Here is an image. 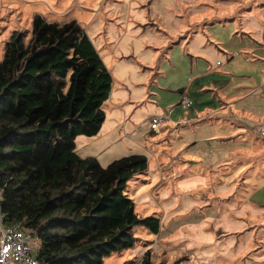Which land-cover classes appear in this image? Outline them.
<instances>
[{
    "label": "rangeland",
    "instance_id": "rangeland-1",
    "mask_svg": "<svg viewBox=\"0 0 264 264\" xmlns=\"http://www.w3.org/2000/svg\"><path fill=\"white\" fill-rule=\"evenodd\" d=\"M238 7L243 9L236 13ZM130 9H135L131 21ZM38 12L50 20L76 18L102 54L119 94L124 99L131 95L137 102L135 107L132 103L123 107L124 114L123 108H113L119 104L116 98L108 99L99 139L117 128L121 142L112 152L116 158L135 152L148 155L146 172L129 180L127 194L138 214L159 218L161 228L156 234L144 226L135 227L134 245L106 255L105 264H144L147 252L152 264H235L236 257L219 246L228 238L220 227L231 228L230 214L233 219L241 217L243 204L230 197L243 175L252 166L264 168L260 160L264 136L258 131L260 121L264 122V0H0V59L11 35L28 32ZM205 21L209 23L189 35L185 48L207 59L211 67L190 82L184 94L192 103L184 107L179 104L183 95L149 87L146 66H156L160 53L155 48L168 41L161 27L173 35ZM207 108L216 112L214 118L225 117L250 128L238 135L241 129L231 124H192ZM150 115L169 117L158 134L150 135ZM179 120L187 125H176ZM124 122L127 131L133 127L129 131L133 135L123 132ZM216 133L236 137L218 140ZM92 137L79 135V151L81 139ZM135 144L140 149L131 151ZM245 157L253 159L248 162ZM215 160L230 165L221 174H210V165L220 170ZM196 177H205L206 184H194ZM219 185L234 187L226 191ZM252 185L245 184L239 191H249ZM244 205L246 219L261 221L256 205L264 207V187L255 188ZM244 256L250 259L252 253Z\"/></svg>",
    "mask_w": 264,
    "mask_h": 264
},
{
    "label": "trees",
    "instance_id": "trees-1",
    "mask_svg": "<svg viewBox=\"0 0 264 264\" xmlns=\"http://www.w3.org/2000/svg\"><path fill=\"white\" fill-rule=\"evenodd\" d=\"M113 83L76 18L50 20L38 12L28 32H14L6 43L0 59L1 204L7 223L22 222L38 240L40 264H105L106 255L134 245L135 227L160 232V219L140 216L127 194L129 180L148 168L146 154L104 166L77 152L79 135L99 133ZM143 260L152 264L150 252Z\"/></svg>",
    "mask_w": 264,
    "mask_h": 264
},
{
    "label": "crops",
    "instance_id": "crops-1",
    "mask_svg": "<svg viewBox=\"0 0 264 264\" xmlns=\"http://www.w3.org/2000/svg\"><path fill=\"white\" fill-rule=\"evenodd\" d=\"M242 9L243 8L238 7L236 10V13L238 11L241 12ZM129 12H130L129 20L131 21L132 18L135 16V15H132V12H135V9H130ZM232 17L226 18V19H232ZM123 22L124 21H121V23ZM207 23L209 22L205 21L203 22V24H194V26L191 29H188V31L181 30V32L175 33L173 35H168V36L164 35L168 39L166 45L161 44V48H155V50H157L158 53H160V56L158 58L159 60L156 63V66H153V67L146 66L149 69L148 73L150 75V86L149 87H152L155 90H161V91L169 90V91L178 93L179 96H181L186 92L188 85L197 75L209 71L211 65L207 59H205L204 57L193 55L191 52L187 51L185 48L189 35L195 32L196 33L199 32V30L202 29L205 25H207ZM176 37L177 38L179 37V39L175 40ZM170 39L172 40V42H170L171 41ZM173 40H175V42H173ZM171 43H173V45L168 48L169 44ZM115 82L117 81L114 78V83ZM114 83H113V90H112V93L109 99L113 100L114 98H116L119 101V104L114 105L113 108L117 107L122 110V108L126 107L128 103H132L133 107H135V104L137 102L132 101L133 99L131 98V95L127 96V98L124 99L117 91L118 87L114 85ZM182 91H184V93ZM220 102L222 106H226V104H224L222 101ZM128 106L130 107V105ZM206 110L207 112L200 113L199 115H197L196 118L194 117L192 119L193 120L192 124L196 125L201 122H212L214 124L217 123V125H220V126H227V124H231L232 126H235L238 130L241 129L240 131H238V135L244 134V132L250 128L248 124L235 123L225 117L223 118L221 116L220 117L218 116L217 118H214V113L216 112L213 110H209L208 108ZM123 111L125 112L124 114H126V111L124 108H123ZM117 113L119 115V111H117ZM120 117H121V111H120ZM150 117L151 115L149 116V119ZM106 118H107V114H106ZM262 123L264 122L260 121L258 131L261 136H264L260 132V126ZM166 124L167 123H164L161 126V128L165 126ZM192 124L190 126H192ZM176 125L186 126L187 123L186 121L183 120L182 123L176 124ZM104 126L105 125L103 123L99 133L94 135L92 138L81 139L83 148H82V151H79V148L77 147V152L82 157L96 156L101 162V164L106 166L112 160L116 159V156L112 154V152L115 147L118 148L119 146L118 144L121 142V139H119L121 135L118 134L117 132L118 129L116 128L112 132L108 131V133H106L103 138L99 139L101 136L100 134H102L103 132ZM125 128L127 129L126 122H124L123 124V132L124 130L127 131ZM161 128L156 131L151 127L150 135H155V134L160 133ZM132 129L133 127L130 128L129 131L131 132ZM129 131L125 133L129 134L130 133ZM214 135H216L215 137L218 140H226V139H231L232 137H236V136H233V134L231 133L229 134L223 133L222 135H219L216 133ZM136 136L138 139H141L140 137L142 135L137 134ZM78 138L79 136L76 139L77 142H78ZM97 139L98 141L95 142L94 147L91 148L90 145L93 143V141ZM211 139L214 140L215 139L214 136ZM256 140H259V137H256ZM261 141H262V144L264 145V138ZM212 142H215V141H212ZM129 149L131 151L139 150L140 146L138 144H135L129 147ZM135 153H139V152H135ZM103 157L105 158V160H102ZM261 157L262 158L260 160L263 162L264 161V151ZM245 159L249 162L253 159V157H245ZM220 162L221 161L215 160V164L217 165L220 164L219 165L220 168H225L230 165V163H225L223 165ZM209 168H210L209 169L210 174H212V172L215 171L213 169V165H210ZM233 168H236V167L233 166ZM161 171L164 172L162 168H161ZM227 176L230 177V173ZM211 179H212V176H211ZM205 180H206L205 177H196L192 182L194 184H198V183L206 184ZM242 180H243L242 183L237 185V191H235L233 195L230 197V200L235 201L236 204H239V203L243 204V208L241 209V217H237V218L234 217L233 219V218H230L231 214L229 215V219L231 220V228L225 229L224 227H220L222 230V233L226 234L228 238L225 239L224 242L221 241L219 243V246L223 248L222 249L223 252H226L229 255L236 257L235 264H264V222H263L264 221V207L256 205L257 209L261 212V215L263 216V217L261 216L262 218L261 221L249 220L248 218L246 219L245 218L246 210H244L245 209L244 204L248 203L249 195H251L254 192V189L264 187V168L261 169L258 166L250 167L248 171L246 172V174L243 175ZM244 181H246L245 184H247V186L248 185L251 186L253 182L252 186L254 188H248L249 191H245V190L239 191L240 187L245 185ZM211 184L214 187L218 186L217 182L215 181H211ZM219 187H221V185H219ZM233 187L234 185H231L230 187L228 185L226 187H221V188L227 191L230 188L233 189ZM224 219H227V217H224L223 220ZM250 245L252 246V248L249 249ZM245 253H248V254L252 253V257L250 259H247V257L245 258L244 256ZM245 260H248V262H244Z\"/></svg>",
    "mask_w": 264,
    "mask_h": 264
},
{
    "label": "built area",
    "instance_id": "built-area-1",
    "mask_svg": "<svg viewBox=\"0 0 264 264\" xmlns=\"http://www.w3.org/2000/svg\"><path fill=\"white\" fill-rule=\"evenodd\" d=\"M191 103L192 100L183 94L180 104L188 107ZM168 119L166 115H151V127L157 131ZM182 122L175 121V124ZM260 132L264 135V123L260 126ZM34 239L22 222L9 224L5 221L0 196V264H40L36 252L39 242H34Z\"/></svg>",
    "mask_w": 264,
    "mask_h": 264
}]
</instances>
